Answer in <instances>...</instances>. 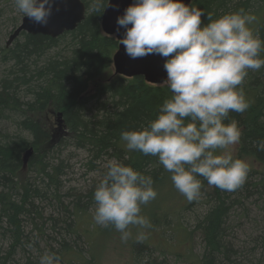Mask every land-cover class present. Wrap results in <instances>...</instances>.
<instances>
[{
	"label": "trees",
	"instance_id": "16d2710c",
	"mask_svg": "<svg viewBox=\"0 0 264 264\" xmlns=\"http://www.w3.org/2000/svg\"><path fill=\"white\" fill-rule=\"evenodd\" d=\"M25 1L33 0L8 18L10 33ZM82 1L75 29L55 38L20 32L0 44V264H100L98 243L126 222L136 192L164 182L167 156L188 136L196 157L179 168L190 177V201L197 194L207 207L191 228L204 245L194 264H256L228 237L232 215L251 199L264 205V0H192L166 30L171 76L161 85L112 75L118 41L100 27L107 0ZM231 136L234 165L219 156ZM72 148L100 171L99 185L64 191L62 156ZM90 208L104 212L103 224ZM131 246L132 264H153L146 240Z\"/></svg>",
	"mask_w": 264,
	"mask_h": 264
},
{
	"label": "rangeland",
	"instance_id": "374dc122",
	"mask_svg": "<svg viewBox=\"0 0 264 264\" xmlns=\"http://www.w3.org/2000/svg\"><path fill=\"white\" fill-rule=\"evenodd\" d=\"M23 0H0V8L7 13L0 17V44L6 45L11 31L9 16H18L19 5ZM33 2V1H32ZM31 3L25 1L24 8L28 11ZM235 31L232 36L236 35ZM2 67L0 66V76ZM111 73L113 69H110ZM107 72L104 75H108ZM54 119V120H53ZM52 122L56 123L55 118ZM6 126L7 124L3 125ZM9 130L12 128L8 126ZM197 141L194 137H184L176 148V153L169 158L166 175L161 185L150 189L146 195L139 197L141 191L134 194L133 199H138L137 206L133 209L126 222L115 229V233L98 243L96 247L100 257V264H132L133 248L131 242L144 239L150 245V256L146 259L153 264H194L196 255L202 252L203 241L199 231H193L192 225L195 218L203 214L207 207L199 205L203 197L194 195L192 202L191 180L185 170L179 165L182 161H189L196 156L191 155L196 149ZM238 142L231 136L222 143L219 150L221 160L230 165L236 162ZM67 164V174L64 178V191L83 192L95 187L102 182L99 170L89 171L88 157L85 151L71 149L62 156ZM247 163L248 161H242ZM98 164V162H97ZM104 167L101 163L100 168ZM69 168V169H68ZM101 180V182H100ZM99 183V184H97ZM101 191L104 190L102 187ZM248 211H238L231 216L233 227L229 239L243 255L253 263L264 264V246L261 237L264 233V205L260 201L248 202ZM90 217L99 224H103L105 215L101 209L90 208ZM245 212V213H244ZM166 219L162 221V217ZM185 229L188 230L186 235ZM263 246V247H262ZM147 257V256H146Z\"/></svg>",
	"mask_w": 264,
	"mask_h": 264
},
{
	"label": "water",
	"instance_id": "95a60500",
	"mask_svg": "<svg viewBox=\"0 0 264 264\" xmlns=\"http://www.w3.org/2000/svg\"><path fill=\"white\" fill-rule=\"evenodd\" d=\"M190 4L191 0H107L100 26L118 41L112 55L113 73L127 78L142 76L151 84L167 82L171 72L164 45L166 30L183 18ZM85 11L82 0H34L9 34L6 46L20 32L58 37L75 29ZM57 122L60 125L61 113ZM32 153V147L24 151V165Z\"/></svg>",
	"mask_w": 264,
	"mask_h": 264
},
{
	"label": "bare ground",
	"instance_id": "6f19581e",
	"mask_svg": "<svg viewBox=\"0 0 264 264\" xmlns=\"http://www.w3.org/2000/svg\"><path fill=\"white\" fill-rule=\"evenodd\" d=\"M58 113H60V112H58Z\"/></svg>",
	"mask_w": 264,
	"mask_h": 264
}]
</instances>
